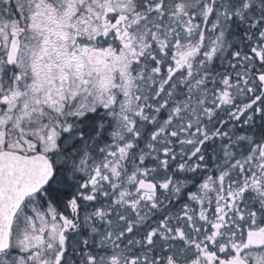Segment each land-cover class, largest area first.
Here are the masks:
<instances>
[{
    "label": "snow or ice",
    "instance_id": "snow-or-ice-1",
    "mask_svg": "<svg viewBox=\"0 0 264 264\" xmlns=\"http://www.w3.org/2000/svg\"><path fill=\"white\" fill-rule=\"evenodd\" d=\"M0 264H264V0H0Z\"/></svg>",
    "mask_w": 264,
    "mask_h": 264
}]
</instances>
